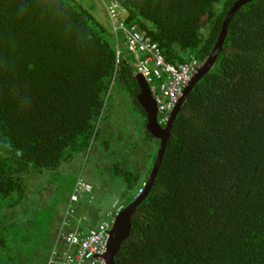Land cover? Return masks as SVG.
<instances>
[{"label":"trees","instance_id":"16d2710c","mask_svg":"<svg viewBox=\"0 0 264 264\" xmlns=\"http://www.w3.org/2000/svg\"><path fill=\"white\" fill-rule=\"evenodd\" d=\"M116 1L125 24L151 37L167 62L200 64L239 0ZM115 42L81 0H0V264H13L7 245L35 197L54 189V173L76 163L101 132L113 92L123 91L140 113L135 128L124 111L127 135L135 131L159 149L136 98L135 58L121 44L115 63ZM79 166L74 183L93 182L76 210L87 232L104 219L93 207L95 183L103 184ZM106 166L124 181L110 189L120 192L111 203L126 206L141 187L143 194L114 264H264V0L233 11L213 61L174 115L149 189V166L142 175L111 158L100 170ZM59 248L53 242L41 264L58 262Z\"/></svg>","mask_w":264,"mask_h":264},{"label":"rangeland","instance_id":"374dc122","mask_svg":"<svg viewBox=\"0 0 264 264\" xmlns=\"http://www.w3.org/2000/svg\"><path fill=\"white\" fill-rule=\"evenodd\" d=\"M81 4L85 8L89 9L93 16H95V18L101 23H106V8L104 7L103 0H81ZM116 102L117 104L114 106V103ZM130 106L129 99L123 91L120 90L116 93H112L107 101L103 127L101 132L96 134L93 143H91V147L89 146L88 150L83 154L73 156V160L77 164L71 163L67 165L64 168L65 171H62L61 174L58 173V175H56V173H54V176L58 177L57 181L53 182L54 189L51 184L49 188L43 189L41 197L38 195V197H35L34 202L37 203H34L29 207L28 218H26L23 223H20L19 228L14 231V234L12 235L14 239V246L11 248L10 243L7 245L8 251L13 252V264H17L21 261L17 260L18 256L26 259V264H41L44 261L47 252L52 246L54 234L59 228L60 219L64 212L67 197L71 192L75 177L77 176L78 171L81 169L80 166L76 169L77 165H81L83 170L89 169L90 172L92 171L91 174L94 176H99L100 178L97 177V179L100 180L101 184H103V187H100V185H97L98 182L95 183L96 193L93 200V207L96 208V217L100 219L104 217L106 210L112 204L111 202L113 201V195L119 197L117 196L120 193L119 190L113 189L110 191V189L117 188L116 186H118V184L121 185V188H123L124 185V181L117 184V181L112 176V173L108 172L107 166L105 168H101L100 170L101 164H104L106 160L108 161V159L111 158V163L125 162L126 165L130 167L129 169L134 167L138 170V174L142 175L144 169L143 162L145 163L146 157L147 165L145 164V166H149V169H151L152 165L154 164V159L157 156L156 153L158 152V144H156L154 141H146L145 137L142 135L138 136L136 133L134 134L136 142L133 149L136 147V149L140 150V152L133 156L132 159L129 158L128 155L127 158L125 157V150L126 148L128 149V147L130 153H134L133 150L131 151L130 145L132 143V139L131 143H129L126 137L128 125H126L124 122H121L125 121L124 111H129L132 113V116H134L135 121L131 122L135 125V128L138 126V118H140V113L138 110L134 109L133 106L132 108ZM104 125L106 126L105 128ZM103 135L109 137L111 136L112 139H109L108 141V139H104ZM113 136H115L114 140H116L117 137L122 139L125 142V147H123L122 144L116 146V142L113 141ZM106 142L108 143L107 151L104 149ZM114 146H116V148H113ZM118 147L123 149H119L120 151H118ZM108 152H110L111 155H109ZM132 164H134V166ZM73 169H76V171H73ZM103 169L105 170L103 171ZM130 180L131 177L128 178L127 182H130ZM90 184L92 185L93 182ZM127 192L129 193V191ZM127 195L129 196V194ZM119 200L122 201V204L124 205L126 200H129V198L125 197V199L122 200L120 197ZM86 222L89 226L91 220L89 219Z\"/></svg>","mask_w":264,"mask_h":264},{"label":"built area","instance_id":"2783aa9c","mask_svg":"<svg viewBox=\"0 0 264 264\" xmlns=\"http://www.w3.org/2000/svg\"><path fill=\"white\" fill-rule=\"evenodd\" d=\"M103 1L108 29L116 41L115 63H118L121 57L120 44H122L135 58L133 67L136 73L140 74L149 86L159 123H167L170 112L181 97L184 87L197 72V61L190 59L180 64L167 62L150 37L134 25L125 24L124 10L116 0ZM71 200L68 214L73 217L78 195L74 194ZM111 222L102 221L98 228L87 232L76 229L66 230L58 240L63 245L58 262L50 260L47 264H105L103 256L106 252Z\"/></svg>","mask_w":264,"mask_h":264},{"label":"water","instance_id":"95a60500","mask_svg":"<svg viewBox=\"0 0 264 264\" xmlns=\"http://www.w3.org/2000/svg\"><path fill=\"white\" fill-rule=\"evenodd\" d=\"M247 0H239L235 3L234 7L229 11L228 16L226 17L223 26L222 31L220 33L219 39L217 41V48L211 53V55L204 60V62L201 64L197 74L192 78V80L188 83V85L184 88L182 97L178 101L177 105L175 106L174 110L172 111L170 115V120L168 124L165 126V128H162L158 125L156 122V108L155 103L152 98V95L148 89V86L146 82L139 76L136 75V79L139 86V93L137 94V101L141 108L144 110L146 114V129L156 138H160L159 143V149L157 152V156L155 159V162L152 166L151 172L149 174V177L145 183V191L149 189V186L153 180V177L156 174L157 168L159 166V162L161 160V155L164 150L165 145V139L167 137L168 131L170 129L171 122L174 118V115L179 109L180 104L184 101L187 93L191 89L193 83L200 77V75L205 72L211 62L213 61L215 54L219 48V45L223 39V36L225 34L227 22L230 19L233 11L235 8H237L240 4L245 2ZM143 194H140L137 196L132 202H130L127 206H125L119 214L115 217L114 222L110 228L109 231V238L107 241L106 246V252L104 254V260L106 264H114V255L116 254L121 242L128 236L129 233V227H130V216L134 212L136 205L141 200Z\"/></svg>","mask_w":264,"mask_h":264},{"label":"clouds","instance_id":"9594fccd","mask_svg":"<svg viewBox=\"0 0 264 264\" xmlns=\"http://www.w3.org/2000/svg\"><path fill=\"white\" fill-rule=\"evenodd\" d=\"M123 9V8H122ZM124 10V9H123ZM124 13H125V11H124ZM126 13L124 14V18H125V20H126ZM106 26H107V29H108V19H106ZM135 26V25H134ZM136 27V26H135ZM138 28V27H137ZM108 31H109V29H108ZM142 32V31H141ZM110 33V32H109ZM142 33H144V32H142ZM111 34V33H110ZM145 34V33H144ZM146 35V34H145ZM147 36V35H146ZM149 37V36H148ZM151 38V37H150ZM152 40V39H151ZM115 44H116V42H115ZM120 47H121V44H120ZM184 62H186V61H184ZM183 63V62H182ZM201 64L202 63H200V64H198V69H197V72H198V70H199V68H200V66H201ZM134 68V67H133ZM197 72L194 74V76L197 74ZM134 73H135V76L136 75H139L140 76V74H138V73H136V71H134ZM193 76V77H194ZM141 77V76H140ZM192 77V78H193ZM142 78V77H141ZM192 78L190 79V81L192 80ZM143 79V78H142ZM144 80V79H143ZM145 81V80H144ZM189 81V82H190ZM188 82V83H189ZM188 83L186 84V86L188 85ZM147 84V83H146ZM147 86H148V84H147ZM185 86V87H186ZM184 87V88H185ZM148 89H149V86H148ZM184 90V89H183ZM149 91H150V89H149ZM151 93V92H150ZM183 94V93H182ZM152 95V94H151ZM181 97H182V95H181ZM180 97V98H181ZM153 98V97H152ZM180 98H179V100H180ZM178 100V101H179ZM155 103V102H154ZM178 103V102H177ZM177 105V104H176ZM175 105V106H176ZM155 108H156V106H155ZM175 108V107H174ZM174 108H173V110H174ZM172 110V111H173ZM172 111L170 112V115H171V113H172ZM170 115H169V119H168V121H167V123H165V124H160L159 123V121H158V116H157V111H156V122L158 123V125L160 126V127H162V128H165V126L168 124V122H169V120H170ZM143 136V135H142ZM127 137V139H128V142L129 143H131L130 142V139H132L131 138V136L130 135H127L126 136ZM143 139V138H142ZM120 144H122L123 145V147H125L124 146V144H125V142L122 140L120 143H119V145ZM145 144H146V142H145ZM145 147L147 148V146L145 145ZM119 149H123V148H120L119 147ZM119 149H117L118 151H120ZM128 150V151H127ZM133 150V153L134 154H131L130 153V151H129V147H128V149L126 148V150H125V152H126V155H125V157L127 158V155L129 156V158H131L132 159V157L133 156H135V155H137L139 152H140V150H138V149H136V147H135V149H133L132 148V146H131V151ZM146 158V157H145ZM130 159V160H131ZM154 162H155V160H154ZM143 164H144V162H143ZM145 166V165H144ZM153 166V165H152ZM151 169H152V167H151ZM150 172H151V170L149 171V174H150ZM149 174L147 175L148 177H149ZM148 179V178H147ZM146 183V182H145ZM144 184V183H143ZM142 184V185H143ZM144 186H145V184H144ZM91 190H92V185L90 184V183H87V182H85L84 181V179H83V181H80V180H78L77 182H75L74 183V185H73V189H72V191H71V193L68 195V197H67V201H66V206H65V209H64V212H63V214H62V216H61V219H60V225H59V228L56 230V234H55V236H56V241H52V245H53V242H54V246L56 247V246H58V245H60V243H59V239L61 238V236H62V234L63 233H65V231L66 230H69V227H70V225H72V226H76V229L78 230V231H80L79 229H78V226L76 225L77 223H79V221L81 220V219H84L85 220V217L84 216H82L81 214H77L76 212L74 213V216L73 217H70L69 216V214H68V206L72 203V200H71V197L75 194V195H78V200L76 201V210H77V207H78V204L82 201L81 199L82 198H87V196L90 194V192H91ZM140 194H142V187H141V189H139L137 192H136V194H135V198L137 197V196H139ZM116 201V200H115ZM118 205H120V204H118V201H116V202H114V203H112L111 205H110V209L106 212V214H105V216H104V219H103V221H105V220H108V221H112L111 222V226H112V224H113V222H114V219H115V217L119 214V212L125 207V206H122V205H120V206H118ZM128 205V204H127ZM126 205V206H127ZM116 210H118V211H116ZM76 214V215H75ZM79 218V219H78ZM111 228V227H110ZM58 231V232H57ZM70 231V230H69ZM110 231V230H109ZM54 239V238H53ZM59 250H60V248H59ZM60 252H61V250H60ZM105 261V260H104ZM106 264V263H105Z\"/></svg>","mask_w":264,"mask_h":264},{"label":"crops","instance_id":"0c3cea01","mask_svg":"<svg viewBox=\"0 0 264 264\" xmlns=\"http://www.w3.org/2000/svg\"><path fill=\"white\" fill-rule=\"evenodd\" d=\"M136 132L134 131H130V133H128V135L132 136V143L130 144L132 146V148H134V145H135V142H136V139L134 138L135 137V134ZM137 134V133H136ZM130 142H131V139H130Z\"/></svg>","mask_w":264,"mask_h":264}]
</instances>
